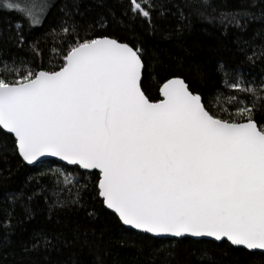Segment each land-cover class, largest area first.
<instances>
[{"label": "snow or ice", "instance_id": "snow-or-ice-1", "mask_svg": "<svg viewBox=\"0 0 264 264\" xmlns=\"http://www.w3.org/2000/svg\"><path fill=\"white\" fill-rule=\"evenodd\" d=\"M129 3L132 19L139 15L151 21L149 9L156 10L155 0ZM188 6L225 30L254 16L246 8L210 15L208 9L217 11L212 0H189ZM3 7L31 17L29 27L42 23L33 11L41 7L37 4L4 0ZM62 11L68 19L61 21L60 32L47 34L54 54L49 61L59 59V65L32 67L35 60L5 59L0 53V129L14 134L22 160L42 165L41 158L51 156L98 170L102 203L123 226L141 233L209 237L264 251V121L258 125L253 118L254 111L264 110V92L240 80L228 81L227 87L251 96L234 114L221 116L184 78L173 76L159 87L161 98L153 101L142 84L154 62L146 64L143 49L108 35L81 39L79 25L69 23L71 13ZM177 11L185 19L183 9ZM97 23L105 22L101 18ZM20 29L17 24L15 36L9 37L17 47L25 44ZM58 37L61 46L67 45L62 55ZM28 47L37 57L42 55L36 43ZM8 75L12 78L6 79ZM37 187L45 199L48 191L56 197L50 211L83 207L79 189L65 200L58 195V185ZM25 211L31 216L30 209ZM202 258L214 264L207 253Z\"/></svg>", "mask_w": 264, "mask_h": 264}, {"label": "trees", "instance_id": "trees-1", "mask_svg": "<svg viewBox=\"0 0 264 264\" xmlns=\"http://www.w3.org/2000/svg\"><path fill=\"white\" fill-rule=\"evenodd\" d=\"M3 2L0 0V53L5 59L28 58L36 61L32 67L48 69L59 65V59L49 61L54 54L50 52L52 38L47 34L52 29L60 32L61 21L68 19L62 11L66 8L71 13L69 23L79 25L81 39L108 35L143 49L146 64L154 62L151 76L145 72L142 84L153 101L160 99L159 87L173 76L184 78L221 116L234 114L251 96L227 87L228 81L240 80L264 92V0H212L217 11L208 9V13L213 16L221 10L241 8L254 13L240 19V27L226 30L195 15L189 0H155L156 10L149 9L150 22L139 15L131 18L129 0H12L22 6H41L33 11L42 23L31 27V17L4 8ZM253 3L254 8L250 7ZM101 18L104 26L97 23ZM17 24L25 37L23 47L9 39L15 36ZM30 43H36L41 56L30 51ZM56 46L62 55L67 45L61 46L58 37ZM253 118L259 125L264 121V110L254 111ZM6 133L0 129V264H213L202 258L205 253L214 258V264H264L263 252L231 246L227 241L160 238L123 226L97 195L99 172L52 160L28 165L19 156L14 137ZM37 185L45 190L58 185V195L65 200L79 189L83 207L50 211L56 197L48 191L45 199ZM44 239L51 243L45 246Z\"/></svg>", "mask_w": 264, "mask_h": 264}, {"label": "water", "instance_id": "water-1", "mask_svg": "<svg viewBox=\"0 0 264 264\" xmlns=\"http://www.w3.org/2000/svg\"><path fill=\"white\" fill-rule=\"evenodd\" d=\"M182 78V77H181ZM162 86V85H161ZM161 98V97H160ZM5 132H7V130H4ZM10 134V133H9ZM10 135H12L13 137H14V134H10ZM47 160H52V161H55V162H58V163H60V164H64V165H67V166H77V165H71V164H69L68 162H66V161H63V160H60L59 158H57V157H51V156H48V157H44V158H41V161H47ZM26 163V162H25ZM39 163V162H38ZM31 166H33V165H31ZM79 167V166H78ZM80 168V167H79ZM81 170H84V171H89V172H91V171H97V172H99L98 170H85V169H82V168H80ZM102 198V197H101ZM103 199V198H102ZM105 207H106V205H105ZM107 208V207H106ZM110 211H112L113 212V210H111V209H109ZM114 213V212H113ZM116 215V214H115ZM127 228H129L128 226H126ZM135 230V229H134ZM136 231H138V230H136ZM146 234H149V235H151V236H154L153 234H150V233H146ZM154 237H160V238H184V237H173V236H154ZM191 238H193V237H191ZM195 239H208V240H213V241H215L213 238H209V237H203V238H195ZM226 241V240H225ZM216 242H221V241H216ZM229 243V242H228ZM235 247H242V246H235ZM243 248V247H242ZM250 251H260V252H263L264 253V251H261V250H250Z\"/></svg>", "mask_w": 264, "mask_h": 264}]
</instances>
